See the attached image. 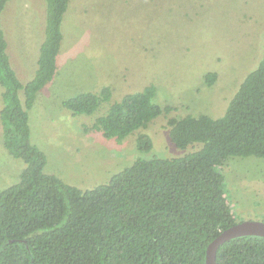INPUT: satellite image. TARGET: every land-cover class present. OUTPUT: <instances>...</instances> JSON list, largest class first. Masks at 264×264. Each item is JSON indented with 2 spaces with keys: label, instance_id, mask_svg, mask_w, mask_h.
<instances>
[{
  "label": "trees",
  "instance_id": "obj_1",
  "mask_svg": "<svg viewBox=\"0 0 264 264\" xmlns=\"http://www.w3.org/2000/svg\"><path fill=\"white\" fill-rule=\"evenodd\" d=\"M10 0H0V13ZM69 0H46L44 38L34 76L20 81L0 27V122L8 153L24 166L16 183L0 190V264H206L208 244L236 224V204L220 171L230 157L264 159V41L258 65L244 77L219 117H169L171 142L196 145L181 157H137L110 179L82 190L44 172L45 153L31 141L29 111L50 83L63 38ZM216 74L208 72L212 84ZM153 84L111 101V90L81 92L62 105L74 116L102 113L84 126L121 141L171 107L153 101ZM153 146L148 133L136 148ZM216 264H264V237L221 244Z\"/></svg>",
  "mask_w": 264,
  "mask_h": 264
},
{
  "label": "rangeland",
  "instance_id": "obj_2",
  "mask_svg": "<svg viewBox=\"0 0 264 264\" xmlns=\"http://www.w3.org/2000/svg\"><path fill=\"white\" fill-rule=\"evenodd\" d=\"M46 0H10L0 13L7 53L20 81L37 68L45 34ZM57 68L29 111L31 141L46 155L44 172L82 190L107 182L137 157L174 158L197 149L176 147L169 117H219L244 77L259 63L264 41V0H69ZM216 74L205 82L206 74ZM153 84L155 103L171 110L121 141L84 130L102 113L73 115L62 102L107 86L111 101ZM0 85V109L2 107ZM152 148L140 152L136 137ZM24 164L3 143L0 122V190L16 183ZM237 221H264V159L230 157L220 170Z\"/></svg>",
  "mask_w": 264,
  "mask_h": 264
},
{
  "label": "water",
  "instance_id": "obj_3",
  "mask_svg": "<svg viewBox=\"0 0 264 264\" xmlns=\"http://www.w3.org/2000/svg\"><path fill=\"white\" fill-rule=\"evenodd\" d=\"M263 236L264 237V221L244 220L237 222L229 228L223 230L216 238H214L207 246L205 263L216 264V253L218 247L224 242L240 236Z\"/></svg>",
  "mask_w": 264,
  "mask_h": 264
}]
</instances>
